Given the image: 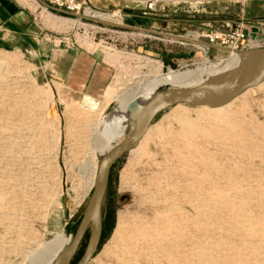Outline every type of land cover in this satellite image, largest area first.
Listing matches in <instances>:
<instances>
[{
  "label": "rangeland",
  "instance_id": "obj_1",
  "mask_svg": "<svg viewBox=\"0 0 264 264\" xmlns=\"http://www.w3.org/2000/svg\"><path fill=\"white\" fill-rule=\"evenodd\" d=\"M29 3L30 18L0 24V264L55 262L94 190L105 123L118 121L108 151L134 127L116 111L120 103L157 81L158 91L200 84L209 77L178 84L170 73L234 56L203 50L198 36L212 18L188 3L137 10L139 20L102 10L111 25ZM240 28L248 32L245 24L233 31ZM78 51L111 67L109 84L99 98L59 103L50 68ZM144 139L111 170L105 228L88 264H264V83L221 108H170Z\"/></svg>",
  "mask_w": 264,
  "mask_h": 264
},
{
  "label": "water",
  "instance_id": "obj_2",
  "mask_svg": "<svg viewBox=\"0 0 264 264\" xmlns=\"http://www.w3.org/2000/svg\"><path fill=\"white\" fill-rule=\"evenodd\" d=\"M262 83H264V48L251 49L244 51L238 67L222 78L212 79L193 88L162 89L135 105L132 110L134 121L132 131L101 160L94 190L73 235V240L61 252L54 264H71L91 223L93 227L88 246L79 264H88L93 258L100 244L101 210L107 195L111 170L120 158L138 145L159 114L178 105L221 108Z\"/></svg>",
  "mask_w": 264,
  "mask_h": 264
},
{
  "label": "crops",
  "instance_id": "obj_3",
  "mask_svg": "<svg viewBox=\"0 0 264 264\" xmlns=\"http://www.w3.org/2000/svg\"><path fill=\"white\" fill-rule=\"evenodd\" d=\"M91 4L100 10H119L127 13V18H137V10L133 5L124 6L118 0H90ZM30 0H0V24L16 22L30 18ZM193 12L201 9L211 18L223 19L225 27H218L214 20L204 23L203 35L211 32L231 33L240 24H245L248 33L257 40H264V0H189ZM226 5L233 9L226 16H220L218 11L207 10L210 7ZM142 11V10H141ZM202 11V10H201ZM139 14L147 15L144 12ZM151 14V13H148ZM143 18V17H141ZM133 20H130L132 22ZM202 30V28H200ZM217 51L216 49L212 48ZM50 75L60 85L55 91V100L59 103L75 98H99L109 84L112 69L100 58L89 52L78 51L55 58ZM110 181V180H109Z\"/></svg>",
  "mask_w": 264,
  "mask_h": 264
},
{
  "label": "bare ground",
  "instance_id": "obj_4",
  "mask_svg": "<svg viewBox=\"0 0 264 264\" xmlns=\"http://www.w3.org/2000/svg\"><path fill=\"white\" fill-rule=\"evenodd\" d=\"M41 1V0H40ZM87 17L91 18L92 20H97L99 22H101L102 24L106 23L107 25H111L110 23H108L109 21H111L112 16L102 13V12H98V11H86L85 14ZM117 24L122 25L121 22H118ZM140 35L146 36V37H150L151 33L148 32H142L140 33ZM152 37V36H151ZM258 48H264L263 47H258ZM256 48V49H258ZM226 52H228L232 56L227 62H220V63H216L214 65L211 66H207V67H199L197 69L194 70H190L184 73H180V72H176V71H172L170 73V78L172 80H174L175 82H177L178 84H191L193 82L199 81L202 78H204L205 76H208L209 79L207 81L204 82H200V84H196V85H191V86H187V87H175V88H193V87H197L200 86L212 79H219L222 78L226 75H228L229 73H231L232 71H234L238 65L241 62V58L243 55V52H237L235 50L232 49H227ZM240 55V56H239ZM237 61V64H234V62ZM239 62V63H238ZM162 83L160 81L157 82H153L152 84L149 85V91L146 93H143L142 95L138 96L137 98L129 101V102H125V103H120L118 105V108L116 109V111L124 118V119H133L132 117V110L134 108L135 105H137L140 102H143L145 100H147L150 96H152L155 92L158 91V89L160 88V85ZM263 84V83H262ZM260 86V85H259ZM255 88V87H254ZM252 89V88H251ZM250 90V89H249ZM247 92V91H246ZM245 92V93H246ZM244 93V94H245ZM242 94V95H244ZM241 95V96H242ZM239 98V97H238ZM237 99V98H236ZM180 106V105H178ZM174 108V107H173ZM209 108V107H208ZM152 126V125H151ZM150 126V128H151ZM118 127V121L117 119L112 116L106 123H105V130L103 132V134L101 135V143L102 145L99 146V156H100V161L99 164L101 162V160L109 153L111 152L113 149L108 151V147H109V141H110V137L112 135V133L114 132V130ZM150 128L148 129L147 133L149 132ZM147 133L145 134V136L147 135ZM145 136L142 138V140L145 138ZM142 140L140 142H142ZM145 140V139H144ZM140 142L138 143V145L140 144ZM137 145V146H138ZM136 146V147H137ZM135 147V148H136ZM134 148V149H135ZM108 152V153H107ZM99 169V166H98ZM98 174V171H97ZM97 178V175H96ZM96 182V179H95ZM95 185V183H94ZM130 230V229H129ZM134 230V229H131ZM73 240V236H70V239L68 241V243L66 244V246L64 247V249L72 242ZM63 249V250H64ZM62 250V251H63ZM61 251V252H62ZM61 254V253H60ZM59 254V255H60ZM59 257V256H58ZM57 257V258H58ZM57 260V259H56ZM55 260V261H56ZM55 263V262H54ZM53 263V264H54Z\"/></svg>",
  "mask_w": 264,
  "mask_h": 264
},
{
  "label": "built area",
  "instance_id": "obj_5",
  "mask_svg": "<svg viewBox=\"0 0 264 264\" xmlns=\"http://www.w3.org/2000/svg\"><path fill=\"white\" fill-rule=\"evenodd\" d=\"M124 6L133 5L135 8H140L145 14L156 12L159 8L165 6H179L182 4H187L189 0H118ZM43 5L47 7L48 10H53L56 12L65 13L75 18L92 20L87 17L86 11H98L105 13L102 10H98L91 4L90 0H41ZM119 9L117 12H121ZM106 14V13H105ZM109 15V14H108ZM199 37L206 38V42L203 46V50L208 53L212 48L217 51H226L227 49H232L237 52H244L247 47L253 49L256 44V40L252 37L245 29L240 28L229 34H224L220 32H211L207 35H199ZM259 43V42H258ZM264 46V40L258 47Z\"/></svg>",
  "mask_w": 264,
  "mask_h": 264
},
{
  "label": "flooded vegetation",
  "instance_id": "obj_6",
  "mask_svg": "<svg viewBox=\"0 0 264 264\" xmlns=\"http://www.w3.org/2000/svg\"><path fill=\"white\" fill-rule=\"evenodd\" d=\"M92 227H93V224L91 223V224L88 226V229H87V231H86V233H85L84 239H83V241H82V243H81V245H80V247H79L77 253L79 252L80 248L82 247V245H83V243L85 242V240L87 239V237H88V236L90 237V234H91V231H92ZM104 228H105V226H104V223L102 222V231H101V239H100V242H101V240H102V236H103ZM99 245H100V244H99ZM77 253H76V254H77ZM76 254H75V255H76Z\"/></svg>",
  "mask_w": 264,
  "mask_h": 264
}]
</instances>
